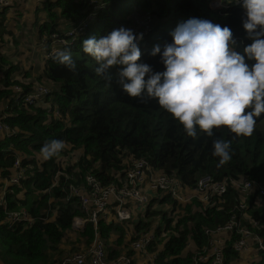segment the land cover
Returning a JSON list of instances; mask_svg holds the SVG:
<instances>
[{"label": "trees", "instance_id": "1", "mask_svg": "<svg viewBox=\"0 0 264 264\" xmlns=\"http://www.w3.org/2000/svg\"><path fill=\"white\" fill-rule=\"evenodd\" d=\"M213 1H47L44 7L47 21L36 22L39 40L62 33L60 28L66 22H69V27L78 25L90 14L96 13V18L83 35L63 48L71 52L77 65L75 71L58 64L54 57L46 59L38 80L44 78L55 87L37 105H28L24 100L33 93L36 82L32 80L25 85L18 80L19 77L30 80L31 74L0 52V121L18 130L17 135L10 138H3L0 134V172L4 179H8L17 156L21 158L22 167L27 169L25 179L12 188L13 194H6V205L0 206L1 264H62L69 258L70 251L76 250V244H70L69 251L65 244L69 241L67 234L72 230L73 219L80 216V212L75 210L77 198L65 202L69 185H84L88 174L104 186L120 185V178L130 169L133 160H146L153 169L179 180L189 189H194L204 176L215 182L248 181L254 186H264V114L257 118L254 132L248 137H236L226 128L213 129L212 137L199 130L196 137H189L154 100L130 98L115 78L109 84L97 76L95 60L82 51L84 39L100 38L113 29L125 27L131 23L129 19L138 20V10L144 9L147 17L153 20L151 26L155 27L139 42L142 54L139 62L148 64L153 71H163L164 65L159 55H150L152 48L155 45L163 48L171 43L170 33L178 23L189 18L207 19L229 27L236 41V50L242 53L243 47L251 43L242 24L243 9L236 6V0H221L229 8L215 11L210 8ZM96 4L98 12L95 11ZM8 10L9 7L0 8V43L7 36H13L6 26ZM50 42L44 45L45 53ZM115 71L114 68L113 73ZM17 86L23 90L21 97L15 90ZM217 138L231 141V159L219 166V158L212 155L213 140ZM53 139L63 141L65 147L58 156L44 160L40 148ZM66 157L71 162L62 167L60 161ZM73 159L76 161L74 165ZM61 171L69 178L61 177L53 187V180ZM259 193L256 190L242 196L229 183L225 194L211 199L214 206L209 204L205 209L197 200L189 205L176 203L173 215L176 216L177 208L181 212L175 225L172 220L168 221L167 237L160 239V243L167 240L168 243L165 251L157 257L156 264H195L194 256L211 247L212 238L207 230L223 228L233 219L240 223V228L249 229L264 242V208L259 204L262 201ZM243 198L245 208H241ZM166 202H169L167 198L162 201L163 204ZM56 209L58 214L53 218ZM20 210H26L34 221L9 228L8 214ZM154 216L166 218L167 213L158 212ZM152 219L136 225V234L149 231ZM78 234V245L84 240L87 247L93 244L98 234L108 247L109 260H115L128 251L126 231L115 222L102 220L97 229L90 223ZM158 234L161 237L160 231ZM226 234L222 264H243L242 254L235 248L242 237L238 228ZM189 242L194 244L197 252L191 249L189 255L183 257ZM257 247L255 243L250 248L258 256L257 261L250 264H264V250L257 252Z\"/></svg>", "mask_w": 264, "mask_h": 264}, {"label": "clouds", "instance_id": "2", "mask_svg": "<svg viewBox=\"0 0 264 264\" xmlns=\"http://www.w3.org/2000/svg\"><path fill=\"white\" fill-rule=\"evenodd\" d=\"M236 3L244 11L242 24L251 40L242 53L229 27L200 18L178 23L171 43L152 48L150 55H159L164 65L160 72L139 62L143 34L123 26L84 39L82 51L95 60L97 76L109 84L115 78L130 98L154 100L189 137H196L198 130L212 137L213 129L220 128L248 137L264 114V0ZM54 60L69 70L77 68L69 50H55ZM64 147L63 141L53 139L40 148V155L48 160ZM212 155L219 158L218 166L228 162L231 141L214 139Z\"/></svg>", "mask_w": 264, "mask_h": 264}, {"label": "built area", "instance_id": "3", "mask_svg": "<svg viewBox=\"0 0 264 264\" xmlns=\"http://www.w3.org/2000/svg\"><path fill=\"white\" fill-rule=\"evenodd\" d=\"M10 3V0H0V8L9 7ZM235 4L239 6L236 1ZM210 7L212 10L219 11L226 6L221 1H213ZM98 10L99 7L96 4L95 11L98 12ZM95 18L96 13L90 14L78 25H70L67 27L70 28L68 32L64 34L55 33L50 38H43L42 40L44 43L48 41H56V43H66L69 40L74 41L77 36L85 33V30ZM139 33L136 31V34ZM146 34L147 30L143 32V35ZM49 56L53 58L54 51ZM17 87L15 90L19 94V97H21L23 90L21 87ZM51 93L52 91L48 87L35 85L33 93L27 95L24 100L28 105H37ZM49 110L52 111L51 108ZM17 133V129L11 128L6 123L0 121V134L3 138L16 136ZM26 170L21 165V158L17 156L14 167L12 168V174L7 179L6 189L3 188L5 192L0 198V206L6 205V194H13L12 188L20 185L21 181L25 179ZM61 177L68 179L69 175L65 174L64 171L58 172L53 180V187L57 185ZM119 183L120 185L104 186L100 180L88 174L84 185H69V195L65 202H69L75 198L78 199L75 210L80 212V216H76L72 224V229L76 232H83L85 227L90 223L97 229L98 223L102 220L112 221L116 225L123 226L126 231V243L130 254H126L127 251H125L119 258L109 260L108 247L105 245L104 240L97 234L96 239L90 247H87L84 251L70 254L68 256L69 258L62 264H156L157 257L165 251L166 243H168V240L164 244L160 243L161 238L167 237L166 229L168 221L172 220V224L174 225L175 221H177V217L173 215L176 203L185 204L196 199L205 209L209 204L210 206H214L211 199L215 196L221 197L225 194L229 183L242 196H248L256 190L259 191L262 201H264V186H254L253 183L248 181L235 182L233 180H225L223 182H215L209 176L201 177L196 187L191 189L193 195L188 196L186 190L189 188L184 187L179 180L153 169L143 159L133 160L130 169L120 178ZM46 193L49 192L46 191ZM165 198L169 202L163 204L162 201ZM244 201L245 199L243 198L241 208L246 207ZM165 205L167 207H164ZM158 212H166L167 217L154 216ZM53 214L54 218L58 214L57 209ZM151 217L153 218L151 229L136 234V225L146 222ZM6 221L9 228H13L14 225L20 223L31 224L34 220L28 215L26 210H20L9 213ZM240 226V223L236 219H233L230 224L223 228H218L215 231L207 230V234L211 235L212 238L211 247L194 256L195 264H222L223 241L217 240V238L221 235H228L226 233H231L235 228H238V232L242 236L241 240L235 244L236 251L243 255L249 252L251 244L255 243L258 244L257 252L264 250L262 238L254 235L249 229L240 228ZM116 228H114V231ZM158 231L161 232V237H159ZM114 236V233H112L111 237L113 238ZM82 244L86 245L84 240ZM187 247H190V244Z\"/></svg>", "mask_w": 264, "mask_h": 264}, {"label": "rangeland", "instance_id": "4", "mask_svg": "<svg viewBox=\"0 0 264 264\" xmlns=\"http://www.w3.org/2000/svg\"><path fill=\"white\" fill-rule=\"evenodd\" d=\"M41 1L42 0H10L11 3L9 5V10L11 11L19 10V9L24 10L26 7H29L30 9H33V10L37 9V13L35 11L33 12L30 11L28 15L25 11H22V10H21L22 12L14 11L12 13V15H14L13 16L14 18L10 16L8 18V23H6V26H7V30L11 31L13 36H7L4 42L0 43V52L8 56V58L15 65H19L21 68H23V70L31 74L32 79L30 80L24 79L23 77H19L18 80H20L21 83L27 85L29 84L30 81L33 80L36 82L35 85H44L52 91L55 87L53 84H51L50 82H47L44 78H41V80H38V77H41V73L44 70L45 61L48 58L50 59L49 55L52 53V51L63 50V48H67L70 45H72L74 41L69 40L66 43H62V42L56 43V41L50 42L48 46V52L45 53V47L43 45L44 42L43 40H40L41 41L40 43H42V46L39 44V41L35 34V29L33 27V24L35 20L37 19H38L37 21L40 23H43L45 20L47 21V17L45 18L46 12L43 6H41L42 5ZM42 2L44 3L45 1H42ZM227 8L229 7L227 6ZM16 12L18 13L17 15L15 14ZM137 13H139V19L138 20H136L135 18L129 19L131 23L125 26V28L131 29L135 34H136V31L143 34V32L147 30V34L143 35V38H144L152 32V29L153 27H155V25L150 27L151 24H153L152 22L153 20L147 17L146 10L139 9ZM143 16H145V18L148 20L147 24H145V22L142 21ZM132 17H134V11H133ZM67 24L68 22L66 23L65 26H62L60 28L61 29L60 31L62 32L60 34H64L69 31L70 28H67ZM48 42L44 43L45 46H47L46 44H48ZM46 54L48 55L46 56ZM17 88H20V86ZM69 157L71 158V156ZM69 162H71V160L68 159L67 157L63 159L62 161H60L62 167H65V165ZM75 162H76L75 159H73L72 164L74 165ZM263 203L264 201L259 202L260 205H264ZM78 236H79L78 232L72 230V233L68 236L69 241L65 244L66 250L70 249V243H76V241H78ZM113 238H115V236ZM226 238L228 237L221 235L217 238V240L224 241ZM84 248H87V247H84ZM192 248L193 250H195L194 253L197 252L196 251L197 248L194 246L193 243H192ZM79 251H80V246L78 249L76 247V250H71L70 252L71 254H73ZM187 251L189 250L187 249ZM257 257L258 256L255 253H250V254L247 253L246 255L242 256V263L250 264L252 263V261L254 262V260L257 261L258 259Z\"/></svg>", "mask_w": 264, "mask_h": 264}, {"label": "crops", "instance_id": "5", "mask_svg": "<svg viewBox=\"0 0 264 264\" xmlns=\"http://www.w3.org/2000/svg\"><path fill=\"white\" fill-rule=\"evenodd\" d=\"M42 1H45L44 3L42 2ZM41 1V6H43V8L45 7V3L47 2V1H49V0H42ZM50 1H56V0H50ZM41 6H40V8H41ZM39 8V7H38ZM22 9H19V10H13V11H11V10H8L7 11V17L9 18L10 16H12V18H14L13 16L14 15H12V13L14 12V11H21ZM22 11H25L28 15H29V12L31 11V12H33V11H35L36 13H37V9L36 10H33V9H30L29 7H26L24 10H22ZM21 11V12H22ZM44 11V10H43ZM16 15L18 14L17 12L15 13ZM47 17V15L45 16V18ZM44 18V19H45ZM30 19V18H29ZM38 20V19H37ZM37 20H35V22H34V24H33V27H34V29H35V34H36V37H37V30H36V22H37ZM142 21H144V22H147L148 23V20L147 19H145V18H142ZM7 23H8V21H7ZM67 23V22H66ZM69 23V22H68ZM37 39H38V37H37ZM38 41H39V44L42 46V43H40L41 41L38 39ZM44 45V44H43ZM12 174V173H11ZM5 177H3L2 176V172H0V198L2 197V195L4 194V192H5V190H3V188H5L6 187V185H7V179H4ZM6 189V188H5ZM186 194L188 195V196H192L193 195V192H192V190L191 189H187L186 190ZM20 196L21 197H23V195H21L20 194ZM196 199H194V200H191V201H189V202H187V203H185V204H181V205H189L190 203H192L193 201H195ZM162 208H164V207H167L166 205L163 207V206H161ZM161 210H163V209H161ZM181 212V210L179 209V208H177L176 209V211H175V215H176V217L179 215V213ZM176 222L177 221H175V224H176ZM73 230V229H72ZM72 230L71 231H69L68 232V234H67V236H69L71 233H72ZM114 239H116V238H114ZM70 244H76L77 245V247L79 248V246H80V251H84L85 249H87V248H84V247H87L86 245H83L82 244V241H81V243H80V245H78V241H76V243H70ZM188 244H190V247H186L185 248V250H184V252H183V257L185 256V257H187L188 255H189V252H190V250L191 249H193L192 248V242L190 243H188ZM188 246V245H187ZM71 249V248H70ZM70 249H68L67 251H69ZM187 249L189 250V251H187ZM247 253H253V252H251V251H249V252H247ZM247 253H244L242 256H244V255H246ZM126 254H130L129 253V251H127V253Z\"/></svg>", "mask_w": 264, "mask_h": 264}]
</instances>
